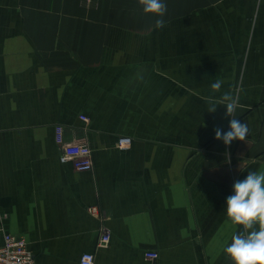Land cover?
I'll return each mask as SVG.
<instances>
[{
    "label": "crops",
    "instance_id": "crops-1",
    "mask_svg": "<svg viewBox=\"0 0 264 264\" xmlns=\"http://www.w3.org/2000/svg\"><path fill=\"white\" fill-rule=\"evenodd\" d=\"M164 3L158 27L141 0H0V243L24 235L38 264H234L247 230L224 200L264 170V0ZM225 93L248 126L230 145ZM57 124L91 170L60 160Z\"/></svg>",
    "mask_w": 264,
    "mask_h": 264
},
{
    "label": "clouds",
    "instance_id": "clouds-1",
    "mask_svg": "<svg viewBox=\"0 0 264 264\" xmlns=\"http://www.w3.org/2000/svg\"><path fill=\"white\" fill-rule=\"evenodd\" d=\"M143 11L157 14L156 26L164 23L162 19L166 11L164 0H141ZM221 82L212 84L219 89ZM226 115L230 117L228 127L215 128V137L230 145L234 139H243L248 132V126L233 115L238 102L231 94H224ZM213 104L209 112L214 111ZM226 215L233 224L243 225L247 231L234 232L231 242L224 251L234 264H264V170L249 171L242 178L233 181L231 192L224 200ZM259 227H254V225Z\"/></svg>",
    "mask_w": 264,
    "mask_h": 264
},
{
    "label": "built area",
    "instance_id": "built-area-1",
    "mask_svg": "<svg viewBox=\"0 0 264 264\" xmlns=\"http://www.w3.org/2000/svg\"><path fill=\"white\" fill-rule=\"evenodd\" d=\"M88 3L93 0H87ZM85 121L88 120L86 115H81ZM56 140L61 146L60 160L62 162H71L76 170L86 171L93 168L92 148L87 142H65L63 125L57 124ZM132 141L131 136H121L118 145L126 148ZM92 214H98L99 208L96 205L88 207ZM110 242V235L102 233L99 245L106 246ZM146 258L157 259L159 253L155 250H147ZM81 264H94L95 254L90 251L84 252L80 257ZM0 264H38L31 249L28 247L26 237L22 234L6 231L3 234V240L0 243Z\"/></svg>",
    "mask_w": 264,
    "mask_h": 264
}]
</instances>
